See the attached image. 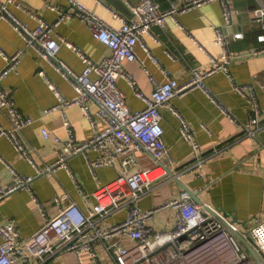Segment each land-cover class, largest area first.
<instances>
[{"label":"built area","instance_id":"built-area-1","mask_svg":"<svg viewBox=\"0 0 264 264\" xmlns=\"http://www.w3.org/2000/svg\"><path fill=\"white\" fill-rule=\"evenodd\" d=\"M67 8H59L58 19L50 24L25 6L21 0H0V19L11 22L14 29L23 36L26 48L34 50L47 60L69 81L76 95L67 98L48 78L49 86L55 91L58 103L47 110L48 114L59 113L68 131V138L62 139L49 129L43 128L42 135L56 145L58 159L44 170L37 168L38 175L54 174L65 168L73 176L69 160L89 150L99 152L95 160H89L90 168L119 166L118 176L87 195L80 192L87 203L93 202L85 210L68 193L58 194L54 203L58 211L51 216L45 204L34 196V201L43 217L42 226L30 236H22L17 222L10 219L2 222V202L8 195L19 190H30L34 180L32 176H23L12 168L13 182L6 187L0 186V264H47L52 258L63 254H74L79 264H86L88 255L94 264H104L98 247L103 249L112 264H255L242 243L230 228L240 231L239 224L231 216L224 214L208 203H198L189 190H182L176 197L171 196L159 206L144 208L141 200L163 184V178L175 165L169 147L165 141L161 110L167 108L181 119L180 136L187 141L196 157L201 152L196 132L181 117L172 104L176 96H184L199 88L212 96L206 79L218 71H229L231 56L228 40L221 28L216 29L215 44L223 49L220 58L211 57L212 66L208 69L190 68V78L180 83L170 72L166 71V80L157 82L150 74L156 87L150 95L140 90L134 75L126 72L125 60H136L139 44L151 53L143 36L151 33L152 27H164L169 20L177 21V16L206 4L218 2L222 6L224 22L229 25L233 19L230 0H187L182 6L162 9L155 0H138L127 5L134 15L129 19L118 12L114 17L121 24L114 26L102 16L88 8L80 0H68ZM22 9L38 20V25L31 28L20 20L11 6ZM48 5L53 7L52 0ZM254 17L264 30V0H259L253 9ZM79 18L85 21L97 40L104 43L110 54L100 61L93 60L81 48L57 38L56 28L65 20ZM240 35L237 34L238 38ZM263 46L255 48L252 55H264V33L260 36ZM65 44L72 48L85 65L82 72H75L58 54ZM199 49L205 50L199 42ZM22 51L8 55L1 51L6 59L5 68L0 71V110L5 111L11 119L12 129L0 127V137L6 136L14 145L21 158L34 163L33 150L26 144L23 136L25 128L34 124L35 119L24 115L15 105L14 100L1 82L20 64ZM156 62V58H154ZM125 79L135 95L145 102V108L134 111L127 102L125 92L119 87V80ZM243 92L244 87L235 86ZM250 122L245 127L249 136H255L259 127V117L264 110L259 103L256 89L250 94ZM96 105L94 112L92 105ZM79 106L94 127V134L89 140L78 142L67 110ZM221 111L231 116L230 111L219 104ZM236 121L235 118H233ZM147 152L154 158L151 167L140 166L139 153ZM67 201V204H63ZM174 209L176 220L171 228L156 229L150 221L164 210ZM123 213L124 217L116 221L111 219ZM249 233L241 234L250 241L264 261V218H256Z\"/></svg>","mask_w":264,"mask_h":264},{"label":"crops","instance_id":"crops-1","mask_svg":"<svg viewBox=\"0 0 264 264\" xmlns=\"http://www.w3.org/2000/svg\"><path fill=\"white\" fill-rule=\"evenodd\" d=\"M21 1L50 24L58 19L59 8H67L69 5L68 0H52L53 7L48 5V0ZM80 1L114 26H119L121 22L114 17L113 11L129 18L128 13L115 8L106 0ZM137 1L123 0L127 8L128 2ZM186 1L178 0L172 5L170 0H162L161 4H158L165 6L164 9H169L172 6H182ZM230 2L234 12L231 24H225L220 3L206 4L179 14L177 21L169 20L164 27H152L151 33L142 38L151 56L139 44L136 49L137 59H127L123 62L126 72L135 76L140 90L150 95L156 84L147 70L157 82L166 80L167 71L180 83H184L190 78L191 67L210 68L211 57L220 58L223 54L222 47L215 44L217 28H221L227 37V48L231 56L228 72L218 71L206 79L211 97L196 88L172 100L181 117L190 123L196 132L201 147L198 157L191 145L180 136L181 119L167 108L161 110L165 141L176 162L171 169L175 175L164 177L160 188L141 200L144 208L159 206L171 196H178L184 190L183 185H186L203 202L234 220L252 223L256 218H264V114L259 117V127H251L256 130L255 136H249L245 129L250 122L249 97L252 88L256 89L259 103L264 110V55H252L255 48L263 46L260 36L264 30L252 12L258 6L259 0ZM10 8L15 16L28 26L37 27L38 20L29 13L14 5ZM56 34L57 38L84 50L95 61H100L110 54L109 48L94 38L89 25L79 18L63 21L56 28ZM237 34L240 35L238 38ZM197 42L204 46L205 50L199 49ZM1 51L8 55L23 52L17 71L10 73L1 84L17 108L24 115L35 119L34 124L23 131L26 144L33 150L34 163L21 158L9 138L0 137V186L6 187L13 182L12 168L23 176L34 177L31 191L19 190L8 195L4 198L1 208L2 222L16 220L21 235L27 237L43 224V217L34 196L45 204L51 216L58 211L54 198L63 193H68L71 199L85 210L88 206L91 207L93 202L87 203L80 189L91 196L98 187L118 176L119 166L100 167L94 172L88 161L97 159L100 154L89 150L69 160L73 176L65 168L57 170L54 174L39 176L37 168L44 170L58 159L55 143L44 139L42 129L47 128L64 140L69 136L61 115L47 113L49 108L58 103L57 95L50 88L48 80L67 98H73L76 92L72 84L63 78L53 65L34 50L26 48L23 36L5 19H0V71L6 66V59ZM58 59L63 60L75 72H82L85 68L81 58L65 44L62 45ZM118 84L125 92L132 110L145 108V102L135 95L127 80L120 79ZM236 85L243 86L244 91H236ZM219 104L225 106L236 121L224 114ZM96 109L97 106L92 105L94 112ZM67 114L78 142L92 138L94 127L79 106L69 108ZM0 127L6 130L13 127L10 116L3 110H0ZM139 159L143 168L154 164L153 156L147 152L139 153ZM63 204H67V201ZM123 217L124 214L119 213L111 222ZM176 218V211L168 209L157 213L150 223L156 219L157 228L167 229L174 225ZM98 249L103 263L112 264L103 249L100 246ZM84 258L86 264H94L88 255ZM47 264L79 263L74 254L63 253L49 260Z\"/></svg>","mask_w":264,"mask_h":264},{"label":"water","instance_id":"water-1","mask_svg":"<svg viewBox=\"0 0 264 264\" xmlns=\"http://www.w3.org/2000/svg\"><path fill=\"white\" fill-rule=\"evenodd\" d=\"M108 2H110L115 8L121 10L124 13H128L129 14V19L133 18V14L130 10V8L126 6V4L123 2V0H106ZM115 1H117V3H114ZM157 3L162 2V0H155ZM178 0H170V2L172 3V5H175L177 3ZM165 8V6H163ZM163 7H161L162 9H164ZM170 175H175L173 171H169L167 176ZM183 188L185 190H189L191 192L192 197L194 198V200L198 203H203L202 199L195 194L192 190H190L188 188V186L183 185ZM234 222L239 223V220H234ZM231 232L237 237V239L242 243L243 247L245 248V250L249 253V255L251 256V258L253 259L255 264H264L263 258L262 256L258 253V251L255 249V247L250 243V241L248 239H246L241 232H239L238 230H235L234 228H230Z\"/></svg>","mask_w":264,"mask_h":264},{"label":"rangeland","instance_id":"rangeland-1","mask_svg":"<svg viewBox=\"0 0 264 264\" xmlns=\"http://www.w3.org/2000/svg\"><path fill=\"white\" fill-rule=\"evenodd\" d=\"M222 212V211H221ZM224 213V212H223ZM225 214V213H224ZM160 216V215H159ZM159 216H157V218H159ZM156 218V219H157ZM154 220V221H152L151 223H150V225L152 226V227H154V228H156V229H164V228H157V226L155 225V222L157 221V220ZM233 219V218H232ZM239 228H240V231L241 232H243V233H245V234H247V233H249L250 232V230H251V224L249 223V222H247V221H240L239 223Z\"/></svg>","mask_w":264,"mask_h":264}]
</instances>
